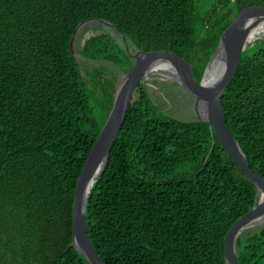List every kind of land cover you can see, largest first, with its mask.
Listing matches in <instances>:
<instances>
[{
    "label": "trees",
    "instance_id": "16d2710c",
    "mask_svg": "<svg viewBox=\"0 0 264 264\" xmlns=\"http://www.w3.org/2000/svg\"><path fill=\"white\" fill-rule=\"evenodd\" d=\"M250 7L264 0H0V264H89L72 246L74 191L116 86L99 94L81 77L76 27L107 21L133 50L179 56L199 82L223 32ZM82 55L122 75L133 64L107 34L90 37ZM222 105L264 178V38L241 53ZM255 201L210 128L169 117L142 84L88 196L85 231L106 264H225L224 237ZM237 260L264 264V227L238 238Z\"/></svg>",
    "mask_w": 264,
    "mask_h": 264
},
{
    "label": "water",
    "instance_id": "95a60500",
    "mask_svg": "<svg viewBox=\"0 0 264 264\" xmlns=\"http://www.w3.org/2000/svg\"><path fill=\"white\" fill-rule=\"evenodd\" d=\"M89 23L103 25L116 34L129 53L125 34L113 24L100 19L86 20L76 27L70 39L72 53L78 32ZM260 26H264V8L250 7L242 10L219 38L217 48L210 57L199 82L193 78L191 68L186 61L173 53L165 51L146 53L137 49L133 54L129 53L133 64L116 85L111 110L87 156L74 191L72 246L89 264L106 263L92 247L85 231L88 196L108 163L111 148L125 120L134 90L148 80V76L153 74L152 70L158 64L168 66L167 70L176 86L191 99L195 116L193 121L210 128L227 156L256 188L255 205L233 223L224 237L225 264H239L238 238L247 230L264 227V178L250 168L239 142L230 132L226 124L222 97L238 70L241 53L255 41L264 38L262 36L254 41L250 40L251 33ZM209 68L211 77L207 79Z\"/></svg>",
    "mask_w": 264,
    "mask_h": 264
},
{
    "label": "rangeland",
    "instance_id": "374dc122",
    "mask_svg": "<svg viewBox=\"0 0 264 264\" xmlns=\"http://www.w3.org/2000/svg\"><path fill=\"white\" fill-rule=\"evenodd\" d=\"M101 34L109 35L116 43L121 42V39L116 34L103 25L89 23L78 32L72 49L81 77L90 83L99 94H101L102 88L106 87L107 82H112L116 86L123 76L119 69L112 64L89 61L83 57L82 48L85 42L90 37ZM127 45L129 52L133 54L135 50L131 48L129 42H127ZM96 73H99V75H96ZM144 84L148 89L150 102L157 109L164 111V113H167L169 117L174 119L185 121H193L195 119L191 99L176 86L171 75L151 74Z\"/></svg>",
    "mask_w": 264,
    "mask_h": 264
},
{
    "label": "bare ground",
    "instance_id": "6f19581e",
    "mask_svg": "<svg viewBox=\"0 0 264 264\" xmlns=\"http://www.w3.org/2000/svg\"><path fill=\"white\" fill-rule=\"evenodd\" d=\"M264 36V26H260L258 28H256L252 33H251V36H250V40L251 41H254L256 40L257 38H260ZM168 66L166 64H158L156 65L153 70H152V73L153 74H158V75H163V74H168V75H171L169 72H168ZM213 67V66H212ZM211 67V68H212ZM211 69L209 68L208 72H207V79H210L211 77ZM151 76V75H150Z\"/></svg>",
    "mask_w": 264,
    "mask_h": 264
},
{
    "label": "flooded vegetation",
    "instance_id": "af4514ba",
    "mask_svg": "<svg viewBox=\"0 0 264 264\" xmlns=\"http://www.w3.org/2000/svg\"><path fill=\"white\" fill-rule=\"evenodd\" d=\"M120 38V37H119ZM130 53V52H129ZM131 54V53H130Z\"/></svg>",
    "mask_w": 264,
    "mask_h": 264
}]
</instances>
